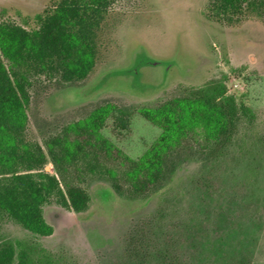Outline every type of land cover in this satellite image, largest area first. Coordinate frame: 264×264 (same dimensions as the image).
Wrapping results in <instances>:
<instances>
[{
    "label": "rangeland",
    "instance_id": "374dc122",
    "mask_svg": "<svg viewBox=\"0 0 264 264\" xmlns=\"http://www.w3.org/2000/svg\"><path fill=\"white\" fill-rule=\"evenodd\" d=\"M210 1L118 0L88 76L31 77L29 136L63 194L43 206L50 234L7 220L0 241L31 247L40 264H172L176 257L179 264H264V13L223 21L210 14ZM52 2L0 0V20L35 27ZM212 82L235 98L236 134L233 127L219 139L215 124L198 121L171 149V171L145 194L131 190L118 159L98 160L88 144L67 157L58 153L59 169L50 154L90 114L117 106L131 114L129 128L110 119L101 136L139 160L163 131L141 110ZM66 182L88 195L79 210Z\"/></svg>",
    "mask_w": 264,
    "mask_h": 264
},
{
    "label": "trees",
    "instance_id": "16d2710c",
    "mask_svg": "<svg viewBox=\"0 0 264 264\" xmlns=\"http://www.w3.org/2000/svg\"><path fill=\"white\" fill-rule=\"evenodd\" d=\"M117 1L53 0L36 15L37 25L31 28L0 20V227L2 222L13 220L33 233H51L43 206L53 196L62 195L63 190L59 179L45 169V151L29 136L31 77L51 72L72 80L88 76L96 64L100 34ZM208 8L219 20L237 22L249 13H264V0H211ZM99 109L67 131L62 140H56L58 151L52 147L50 154L59 169L58 153L67 157L88 144L98 160L100 156L118 159L124 168L122 177L136 194H145L171 171L174 159L171 166L167 162L171 149L198 121L211 124L210 128L215 124L214 132L225 140L233 127L236 134L240 119L235 98L226 94L222 82H212L157 107L144 108L142 115L163 131L144 156L135 160L101 136L110 119L122 129L129 128L131 114L117 106ZM70 134L76 135L74 140ZM70 144L75 147L70 148ZM106 170L115 178V170ZM66 186L79 210L88 195L79 185L66 182ZM114 186L118 187V180ZM30 248L1 240L0 264H40L32 258ZM167 261L179 264L177 257Z\"/></svg>",
    "mask_w": 264,
    "mask_h": 264
}]
</instances>
